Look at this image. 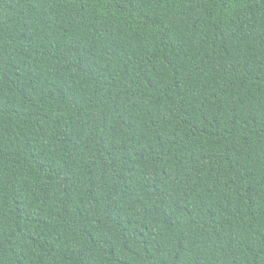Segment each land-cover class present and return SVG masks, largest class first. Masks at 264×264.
<instances>
[{
  "label": "trees",
  "instance_id": "1",
  "mask_svg": "<svg viewBox=\"0 0 264 264\" xmlns=\"http://www.w3.org/2000/svg\"><path fill=\"white\" fill-rule=\"evenodd\" d=\"M0 264H264V0H0Z\"/></svg>",
  "mask_w": 264,
  "mask_h": 264
}]
</instances>
